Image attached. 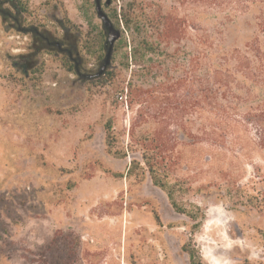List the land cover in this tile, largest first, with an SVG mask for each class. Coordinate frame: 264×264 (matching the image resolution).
<instances>
[{
    "label": "rangeland",
    "instance_id": "rangeland-1",
    "mask_svg": "<svg viewBox=\"0 0 264 264\" xmlns=\"http://www.w3.org/2000/svg\"><path fill=\"white\" fill-rule=\"evenodd\" d=\"M106 2L124 36L112 64L127 81L168 84L170 113L218 119L208 137L197 121L200 143L176 150L184 159L174 182L189 190L178 201L204 209L206 220L198 229L150 177H127L129 158L106 152L103 121L114 118L121 131L138 117L111 87L84 77L106 55L94 0H24V14L0 0V264H190L182 249L189 242L205 264H264V85L241 69L234 97L196 114L191 94V38L211 34L255 59L246 47L258 32L254 14L217 0ZM123 12L136 22L170 19L185 31L133 61L131 40L143 29L119 23Z\"/></svg>",
    "mask_w": 264,
    "mask_h": 264
},
{
    "label": "trees",
    "instance_id": "trees-1",
    "mask_svg": "<svg viewBox=\"0 0 264 264\" xmlns=\"http://www.w3.org/2000/svg\"><path fill=\"white\" fill-rule=\"evenodd\" d=\"M89 2L91 0H88ZM102 1V0H101ZM215 1V0H213ZM236 13H253L257 34L246 44L249 53L255 55V59L243 56L239 49L227 51L224 48V40L216 38L211 34L196 35L191 38V94L192 111L197 113L200 110L213 107H223L221 99H227L228 95L233 98L232 84L237 79V72L241 69L250 70L249 74L253 82L264 85V0H217ZM10 3L18 14L27 13L24 0H5ZM96 5V0H94ZM107 3V2H106ZM9 17L11 14L5 10L2 14ZM124 24L129 29H143L138 38H133L131 58L137 61V57L143 52H156L162 45L170 44L172 40L181 37L179 30L185 31L186 26H178L166 19L161 22L149 19L136 22L129 20L127 15L120 13L115 15V19ZM146 28L155 30L151 35L150 31L144 33ZM196 32L197 29H195ZM36 32V31H35ZM121 33L122 30H121ZM178 33V34H177ZM36 34H38L36 32ZM39 35V34H38ZM124 36H122V39ZM102 48V46H100ZM105 50V46H104ZM116 51V45L114 52ZM71 59V52H68ZM114 55L112 58V62ZM104 59L101 66L103 65ZM102 75L97 73L84 76L91 82L98 83L101 87H111L114 94L119 96V101L128 111H135L137 119L131 121L128 129L119 131L114 118H106L104 123L106 152L118 159L130 160L127 177H138L142 180L150 177L153 185L162 190L168 197L170 205L180 215L186 216L192 223L198 225L199 229L206 220V212L199 206L193 209L186 208L179 203L178 195L189 191L185 187L177 188L175 173L184 156L177 153L178 146L186 148L200 143V139L194 133L197 121H200L199 129L203 131L205 137L218 129L216 126L218 119L211 117L185 119L174 113L172 109V86L157 82L155 85L136 84L134 78L127 81L123 71L118 70L112 64ZM74 72L80 74V62L73 60ZM255 71H252V68ZM206 70V77L199 78L198 72ZM150 75V73H147ZM160 83V84H159ZM200 87V88H199ZM204 94V98L199 95ZM140 120L139 123L137 121ZM175 127L178 131L174 132ZM126 136L129 137L127 144H124ZM137 155L140 159H138ZM160 222L159 216L156 217ZM195 233L192 234V238ZM183 252L188 255L190 264H205L203 257L196 250L195 245L185 243Z\"/></svg>",
    "mask_w": 264,
    "mask_h": 264
},
{
    "label": "water",
    "instance_id": "water-1",
    "mask_svg": "<svg viewBox=\"0 0 264 264\" xmlns=\"http://www.w3.org/2000/svg\"><path fill=\"white\" fill-rule=\"evenodd\" d=\"M105 5L110 6L111 0H107V3ZM96 11L98 17L102 20L103 28L107 36V40L105 43L106 55L104 58L103 65L101 66V69L98 73V75H102L112 62L115 45L121 39L122 33L120 29H117L114 26L111 19L104 12L101 0H96Z\"/></svg>",
    "mask_w": 264,
    "mask_h": 264
},
{
    "label": "flooded vegetation",
    "instance_id": "flooded-vegetation-1",
    "mask_svg": "<svg viewBox=\"0 0 264 264\" xmlns=\"http://www.w3.org/2000/svg\"><path fill=\"white\" fill-rule=\"evenodd\" d=\"M67 52H71L70 50H67Z\"/></svg>",
    "mask_w": 264,
    "mask_h": 264
}]
</instances>
